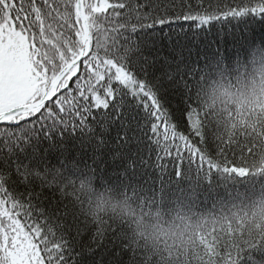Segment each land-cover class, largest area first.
<instances>
[{"label":"snow or ice","instance_id":"1","mask_svg":"<svg viewBox=\"0 0 264 264\" xmlns=\"http://www.w3.org/2000/svg\"><path fill=\"white\" fill-rule=\"evenodd\" d=\"M258 47L264 0H0V264H136L122 226L82 213L89 181L188 207L264 185L192 98ZM200 247L199 264H264V230Z\"/></svg>","mask_w":264,"mask_h":264},{"label":"trees","instance_id":"2","mask_svg":"<svg viewBox=\"0 0 264 264\" xmlns=\"http://www.w3.org/2000/svg\"><path fill=\"white\" fill-rule=\"evenodd\" d=\"M198 115L211 144L226 146L253 174L264 173V48H254L231 67H210L192 86ZM215 205L162 203L120 186L77 189L81 211L91 220L122 226L137 250L136 264H199L202 238L212 233L264 230V185L228 188Z\"/></svg>","mask_w":264,"mask_h":264},{"label":"clouds","instance_id":"3","mask_svg":"<svg viewBox=\"0 0 264 264\" xmlns=\"http://www.w3.org/2000/svg\"><path fill=\"white\" fill-rule=\"evenodd\" d=\"M262 103H264V101H261Z\"/></svg>","mask_w":264,"mask_h":264}]
</instances>
